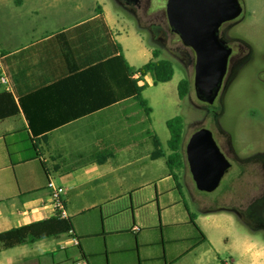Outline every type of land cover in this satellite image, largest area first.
Listing matches in <instances>:
<instances>
[{
  "label": "crops",
  "instance_id": "0c3cea01",
  "mask_svg": "<svg viewBox=\"0 0 264 264\" xmlns=\"http://www.w3.org/2000/svg\"><path fill=\"white\" fill-rule=\"evenodd\" d=\"M73 1L0 0L5 8L0 75L7 76L11 86L8 91L0 84V92L12 93L17 101L120 54L136 69L153 59L155 48L101 5L78 21L60 22V4L68 7ZM83 9V4L78 6ZM129 39L132 48L125 43ZM140 84L147 85L145 90L156 86L150 75ZM113 91L115 100L90 111L81 100H66L62 93L53 116L62 124L39 137L35 160L24 161L30 155L24 151L31 136L25 115L0 122V233L54 216L48 187L53 181L62 190L67 217L79 238L77 244L63 235L21 245L41 243L36 255H24L23 261L74 264L85 255L88 264H135L127 252L145 246L147 264H185L192 253L190 248L176 253L166 245L176 246L196 235L179 181L184 166L172 173L166 162L172 154L170 133L163 137L157 133L146 100L149 116L133 95H122L115 86ZM155 137L164 153L158 159L153 158ZM184 178L188 187H196L192 175L185 172ZM209 209L208 215L195 216L203 231L199 221L228 211ZM50 239L56 243L50 244ZM160 244L164 247L158 250ZM76 247L79 254L70 252ZM244 253L260 264L264 247H249Z\"/></svg>",
  "mask_w": 264,
  "mask_h": 264
},
{
  "label": "rangeland",
  "instance_id": "374dc122",
  "mask_svg": "<svg viewBox=\"0 0 264 264\" xmlns=\"http://www.w3.org/2000/svg\"><path fill=\"white\" fill-rule=\"evenodd\" d=\"M238 1L244 8L242 19L228 30L227 35L229 39H242L247 42L251 48V54L230 83L216 96L212 109L218 115L213 119L211 125L213 124L215 140L224 138L220 130L232 132L240 143L241 156L244 157L247 152L243 147L247 145L246 141L251 144L253 142L254 147L259 148L260 140L264 137V0ZM82 4L84 9L79 11L78 6ZM96 5L105 7L111 15L124 21L126 30L138 32L147 45L160 51L161 59L172 62L175 70L173 79L167 83L149 86L144 92V98L153 110L154 127L161 137L169 135L166 126L168 119L177 115L183 118L182 153L185 154L188 139L206 122V119L208 123L211 119V109L205 101L199 99L194 89L196 61L194 50L182 43L180 37L173 33L168 23H163V0H151L150 9L146 13L148 16L144 14L141 22L136 18V14L131 12L120 0H100L99 4L95 0H74L68 7L60 4V22L78 21L93 11ZM4 11L5 8L1 6L0 33L3 29ZM47 12L48 9H45L43 13ZM155 13H158L157 17L152 16ZM64 15L65 20H63ZM155 21L164 24L165 35L152 32L147 27L148 24ZM125 43L129 44L130 48L134 46L131 39H129V43ZM182 79L189 80L191 87L186 97L181 100L178 95V84ZM184 169L187 174H190L187 167ZM175 172L178 171L175 170ZM185 172H180L179 181L185 193L187 206L194 216L208 215L210 207L213 209L215 207L227 208L234 203L230 194L236 192H231L232 186L229 182L232 171L225 174L218 188L212 192L188 187L184 178ZM199 223L206 233L198 223L197 225L205 236H209V243L206 241L201 243L199 233L196 231L195 238L184 243L176 246L166 244L168 249L175 248L176 253L190 248L192 253L186 258L185 264H222L224 262L255 264L254 260L244 251L249 247H264V227L259 222L249 221L240 214L228 210L223 211L217 217L202 219ZM54 240L50 239L48 242L54 244L56 243ZM40 245L41 243H37L25 247L2 249L0 250V264H38L36 259L29 258L23 261L21 258L24 255L29 257L36 255ZM163 247L164 245L160 244L158 250ZM147 250L149 248L145 246H134L127 254L131 257L130 261L135 264H147L148 262L144 260ZM70 252L79 254V249L76 247ZM102 256L105 258L107 255L103 254ZM259 263L264 264V255L259 259Z\"/></svg>",
  "mask_w": 264,
  "mask_h": 264
},
{
  "label": "trees",
  "instance_id": "16d2710c",
  "mask_svg": "<svg viewBox=\"0 0 264 264\" xmlns=\"http://www.w3.org/2000/svg\"><path fill=\"white\" fill-rule=\"evenodd\" d=\"M174 73L172 62L161 59L160 51L157 49L153 50V59L138 69L130 66L126 58L120 54L70 78L30 92L20 97L17 101L12 93L6 90L0 92V122L16 117L20 113L25 115L31 136L27 140L29 148L24 151L25 153H30V155L28 157L25 156L24 161L35 160L39 156L36 145L39 137L62 124V121L58 119L53 120L55 112H58L56 104H60L59 100L63 95L62 93H65L62 98L66 100H75L78 103V100H81L86 106V111H90L96 107H103L115 100L117 98L115 91H113V86H115L121 94L133 95L134 101L138 103L139 108L149 116L151 108L148 107L142 95L147 85L140 84L141 81L146 75H150L155 85L167 83L173 79ZM135 74H139V76L134 77ZM190 87L191 82L187 79H182L179 82L178 95L181 100L186 97ZM92 101L97 103L92 105ZM74 116L75 114L70 115L73 118ZM166 126L170 133L168 148L172 153L170 157H167L166 162L171 172L175 173V170L183 167L184 120L177 115L169 119L166 122ZM9 155L11 158L13 157L10 151ZM161 157H164L162 145L160 140L155 137L153 158L158 159ZM177 186L179 187L178 184ZM190 217L191 224L199 233L200 242H207V237L195 222V216L190 214ZM63 235L79 239L75 234L71 218H61L59 215H54L0 233V250L33 244L43 239L59 238ZM83 260L86 261L85 255H83Z\"/></svg>",
  "mask_w": 264,
  "mask_h": 264
},
{
  "label": "water",
  "instance_id": "95a60500",
  "mask_svg": "<svg viewBox=\"0 0 264 264\" xmlns=\"http://www.w3.org/2000/svg\"><path fill=\"white\" fill-rule=\"evenodd\" d=\"M238 0H168L166 14L173 33L194 50V89L199 99L212 104L228 68L231 48L219 36L220 26L241 15ZM196 188L212 192L218 188L229 162L219 150L212 133L200 129L185 148Z\"/></svg>",
  "mask_w": 264,
  "mask_h": 264
},
{
  "label": "flooded vegetation",
  "instance_id": "af4514ba",
  "mask_svg": "<svg viewBox=\"0 0 264 264\" xmlns=\"http://www.w3.org/2000/svg\"><path fill=\"white\" fill-rule=\"evenodd\" d=\"M120 1H122L127 6V8L131 10V12L136 14V18L140 22L141 20H143V15H147L146 13L151 6V0ZM163 1V23H168L169 25L166 14V5L168 0ZM243 12L244 8L239 17L224 22L219 28V36L224 39L228 47L231 48V54L228 59L227 72L223 79L222 87L219 93L221 92V90H224V88L230 83L238 70L248 61L251 54V48L247 42L242 39H229L227 35L228 30L241 21ZM152 16L157 17L158 13L152 14ZM163 23L155 21L148 24L147 27H149L152 32L160 35H165L166 30L163 26ZM213 103L209 104L206 102L207 106H209V109H211V119L209 120V123L206 119V122L202 124L194 133L203 128L210 130L219 150L221 151V153H223V155L229 162V167L225 170L223 177L229 171H232L229 182L232 186L231 192L236 193L230 194V196L233 197L234 203L231 201V203L233 204L231 206H227L228 210L240 214L243 218H246L249 221L252 220L254 222H259L260 225L264 227V137L260 140L259 148H255L253 142L251 144L250 142L248 143V141H246L247 145L243 146L247 151L244 157L241 156L240 143L237 137L232 132H225L223 130H220V132L224 135V138L215 140L213 135V124L211 125V123L218 114L212 109ZM189 141L190 139H188L187 144L189 143ZM183 166L184 168H188L191 175L186 151L185 154H183ZM241 202H243L244 204H240Z\"/></svg>",
  "mask_w": 264,
  "mask_h": 264
},
{
  "label": "built area",
  "instance_id": "2783aa9c",
  "mask_svg": "<svg viewBox=\"0 0 264 264\" xmlns=\"http://www.w3.org/2000/svg\"><path fill=\"white\" fill-rule=\"evenodd\" d=\"M135 76H139V74H135ZM0 84L6 86L8 91H11V86L7 76L4 74L0 75ZM48 187L51 189V198H52V208L54 210L55 215H59L61 218H68V213L65 209L64 202L62 199V190L56 186L53 181H49ZM75 239L77 244L78 239L75 237H71ZM74 264H88L85 260H78L74 262ZM222 264H229L228 262H224Z\"/></svg>",
  "mask_w": 264,
  "mask_h": 264
}]
</instances>
